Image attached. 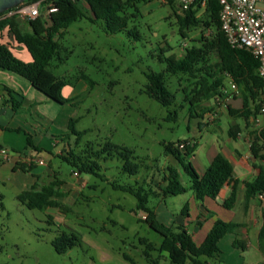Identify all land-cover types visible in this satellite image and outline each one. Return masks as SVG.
<instances>
[{
    "label": "rangeland",
    "instance_id": "374dc122",
    "mask_svg": "<svg viewBox=\"0 0 264 264\" xmlns=\"http://www.w3.org/2000/svg\"><path fill=\"white\" fill-rule=\"evenodd\" d=\"M136 5L135 9H127V27L122 31L112 33L103 20L84 17L72 22L63 35L55 37L58 52L48 68L65 80L61 93L72 100L58 103L49 99L50 107L43 104V112L56 115L53 119L36 118L40 125L36 126L35 134L43 139L41 144H46L50 133L65 134L68 120L76 119L74 128L84 132L78 141L75 135H70L71 147L75 154H89L91 160L97 161L100 175L78 172L71 163L51 157L47 147L36 146L40 158L46 162L38 167L43 170L38 183L46 184L55 177L63 180L61 190L65 196L61 200L68 209H30L18 200L15 186L0 188V264H149L140 240L145 238L158 247L162 236L141 219L143 211L136 209V197L117 186L156 190L168 165L182 171L175 158L166 153V144L197 141L195 157L190 155L188 159L194 168L200 169L199 162L204 161L210 146L221 138L213 125L206 128L198 125L202 117H190L181 90L186 82L180 83L178 76H165L168 88L176 95L169 107L144 92L146 73L163 71L166 67L160 58L172 53L180 57L185 47L199 46L198 39L212 35V27H205L204 23L188 27L183 38L166 1L139 0ZM198 15L205 20L202 9ZM19 23L21 28L28 29L25 19L19 18ZM0 37L10 44L12 37L7 30ZM82 74L93 84L81 78ZM237 121L242 123V119ZM220 127H227L226 119L221 120ZM45 129L49 134L45 135ZM108 141L134 151L132 160L139 164L136 174L125 172L123 161L115 155L107 157L104 153L96 158L92 154ZM31 142L35 146L32 139ZM180 181L187 183L183 173ZM164 201L170 210L177 211L185 199L177 195L168 196ZM157 202L155 196H150L148 206L152 208ZM46 214L52 216L50 222L54 224L48 223ZM62 231L75 233L81 244L59 254L51 241ZM238 247L235 254L232 251L230 254L220 244L219 257L208 258V263L225 264L224 260L228 259L227 262L236 264L246 251ZM123 254L130 256L134 263ZM151 254L156 257L160 253L154 250ZM248 258L253 260L251 251ZM159 259L161 264H169L165 253Z\"/></svg>",
    "mask_w": 264,
    "mask_h": 264
},
{
    "label": "trees",
    "instance_id": "16d2710c",
    "mask_svg": "<svg viewBox=\"0 0 264 264\" xmlns=\"http://www.w3.org/2000/svg\"><path fill=\"white\" fill-rule=\"evenodd\" d=\"M31 1V0H28ZM57 6L56 11L48 16L43 13L34 19L26 20L28 29L21 28L17 16L0 18V30L7 28L8 33L18 43L23 45L31 55V61H23L13 54L9 44L0 42V69L7 70L25 78L33 88L44 94L47 98L58 103L70 102L72 99L65 98L61 91L66 85L65 80L56 76L48 67L51 60L58 52L56 36L64 34L69 25L81 18L91 20H103L107 29L114 33L122 31L127 27V9L136 8L139 0H51ZM81 2V5L78 2ZM176 21L179 25V32L183 38L186 37L185 29L196 27L199 23H204L205 27H212V35L201 36L198 41L199 46L184 48V54L180 57L174 53L160 58L166 67L163 71H149L146 73L147 82L144 85V92L152 99L159 102L164 107L171 106L176 95L171 91L165 80V76H178V81H185L182 86L183 101L187 103L190 117H202L205 112L203 102L219 94L223 84L224 75L227 74L239 87L242 97V107L234 109L229 107V112L233 117H240L247 121L251 115L259 113L262 101V80L258 75V58L244 48H234L228 43L223 31L220 28L218 12V0H205V6H201V0H197L195 5L186 10H181L173 0H167ZM177 6V7H176ZM203 10L205 20L199 18L198 12ZM1 16V14H0ZM135 29H132L133 31ZM184 76V77H183ZM81 78L87 80L89 84L93 81L84 74ZM183 78V79H182ZM0 91L5 92L7 98L4 103L10 104L14 111L21 107L23 95L4 84H0ZM20 97L19 98H17ZM200 110V113L197 111ZM175 116V113H173ZM169 118L172 114L169 113ZM76 119L70 118L65 134L59 135L61 139H68L75 135L78 141L84 131L74 128ZM238 127H230L228 133L234 136ZM184 149H179L174 143L165 145L167 154H171L181 166L168 165L163 173L161 182L157 189L144 191L142 187L117 186L134 195L137 199L136 209L143 211L144 218H141L148 226L162 236L158 247L143 238L140 240L144 244L143 255L149 264H160L159 256L165 253L169 264H184L189 259L192 264H205L200 256L207 258H218L220 254L219 241L227 233H234L242 224L217 219L212 224L203 241L196 244L191 234L183 228L172 225H165L157 220L153 208L148 206L150 196H176L187 190H192L196 198L202 201L205 197L215 199L225 184H230L228 195L222 200V205L231 209L237 198L239 185H243L244 207L255 198L264 200V165L258 166V173L252 180L240 181L233 178V165L231 161L222 153L217 152L203 174H198L192 163L188 159L193 154L197 142L187 141ZM26 146L37 150L27 136ZM104 153L107 157L117 156L123 161V170L134 175L139 170V164L134 162V151L128 147L106 142L102 148L92 154L99 158ZM250 153L256 160L264 161V127L259 131H253L250 140ZM57 157L74 165L78 172L92 173L99 176L100 164L90 159V155L75 154L70 147L65 154H58ZM106 159V158H104ZM18 166L23 171H29L30 165L19 163ZM181 173L186 175L187 184L180 181ZM63 180L55 177L46 184H33L29 189L21 191L17 198L30 209L46 210L57 208L66 211L67 205L61 200L65 193L61 190ZM48 223L53 218L46 214ZM262 223L257 235L258 249L264 257V203L261 207ZM54 222V221H53ZM55 223V222H54ZM50 222V224H54ZM55 251L59 254L65 253L75 245L81 244V239L73 232H59L51 241ZM241 244L235 240L234 245ZM157 250L160 254L153 257L151 252ZM123 257L134 263V260L127 254Z\"/></svg>",
    "mask_w": 264,
    "mask_h": 264
},
{
    "label": "crops",
    "instance_id": "0c3cea01",
    "mask_svg": "<svg viewBox=\"0 0 264 264\" xmlns=\"http://www.w3.org/2000/svg\"><path fill=\"white\" fill-rule=\"evenodd\" d=\"M5 30L7 28L0 30V35ZM9 41V47L14 55L23 61H31V55L23 45L18 44L13 37ZM0 42L7 43L2 41L1 37ZM233 83L232 79L225 74L219 94L202 104L205 112L202 114L203 121L198 122V125L201 128H206L210 124L213 125L214 132L217 135L220 132L221 138L210 146L205 154L204 161L199 162L200 169L194 166L198 174H203L215 154L220 151L233 165V178L242 182L252 180L258 173V166L264 165V161L254 159L250 153L251 134L253 131H259L264 127V117L257 112V114L251 115L245 121L230 114L229 107L239 109L243 103L240 89L235 83L236 89L232 88L231 85ZM0 84H4L23 95L21 107L14 111L10 104L3 102L7 95L5 92L0 91V147H4L9 151L7 159L0 158V188L11 185L15 186L18 193H20L25 189H29L33 184L38 183L43 172L42 169L38 170L39 164L28 161L30 158H40L39 151L31 147L26 150H20L25 148L27 136H30L35 146L47 147L51 157L62 153L65 154V151L71 147L69 141L71 138L69 136L67 141L50 133L46 144H41L43 139L40 140L41 137L39 138L35 134L36 126L39 127L40 125V121L36 120V118L43 120L46 117H50L53 119L56 115V113H54L55 115H50L48 114L49 112H43L42 110L43 104L47 107L51 106L48 101L49 98L33 88L25 78L11 71L0 69ZM17 98L20 99L18 96ZM238 118L242 119V123L237 121ZM222 119H226L227 127L225 129L220 127ZM236 126L238 127L236 135L230 136L228 133L229 128ZM44 131L46 135L48 133L47 129ZM39 132L41 133V131ZM45 135L43 134L42 136L45 137ZM191 156L195 157L194 152ZM19 163L31 164L30 170L23 171L18 166ZM44 163L46 164L45 161ZM229 187L230 184H225L215 199L205 197L202 201L196 198L192 190H187L179 194L185 199L179 209L177 207L171 208L178 209L177 211L170 210L166 206L164 201L166 197L155 196L158 202L152 208L158 221L165 225L186 229L196 244L203 241L217 219L242 224L234 233L225 234L219 241V245H225L230 250V254L232 252L235 254L236 246H239L238 248L242 250L246 249V251L242 252L236 264H264V257L259 251L257 243V235L262 223L261 207L264 200L261 197L255 198L244 207L243 185L241 183L234 206L231 209H227L222 205V200L228 195ZM54 221H56L55 218ZM235 240L240 241L241 244L235 246ZM250 251L253 256L252 261L248 258ZM200 259L205 261V264H209L206 256H200ZM227 261L228 259L224 260L225 264H232V262ZM184 264H192V262L187 259Z\"/></svg>",
    "mask_w": 264,
    "mask_h": 264
},
{
    "label": "built area",
    "instance_id": "2783aa9c",
    "mask_svg": "<svg viewBox=\"0 0 264 264\" xmlns=\"http://www.w3.org/2000/svg\"><path fill=\"white\" fill-rule=\"evenodd\" d=\"M167 1V0H161ZM181 10H186L195 5L197 0H173ZM218 18L220 28L228 43L234 48H244L258 58V75L262 80V101L259 114L264 117V0H218ZM201 6H205V0H201ZM57 6L51 0L24 1L2 13L0 18L17 16L20 19H34L43 13L48 16L56 11ZM232 88L236 89L233 83ZM186 142L175 143L179 149H184ZM9 151L0 147V158L7 159ZM30 163L44 165L41 158H30ZM75 175L78 172H74ZM145 216L142 215V218Z\"/></svg>",
    "mask_w": 264,
    "mask_h": 264
},
{
    "label": "water",
    "instance_id": "95a60500",
    "mask_svg": "<svg viewBox=\"0 0 264 264\" xmlns=\"http://www.w3.org/2000/svg\"><path fill=\"white\" fill-rule=\"evenodd\" d=\"M27 0H0V13Z\"/></svg>",
    "mask_w": 264,
    "mask_h": 264
}]
</instances>
